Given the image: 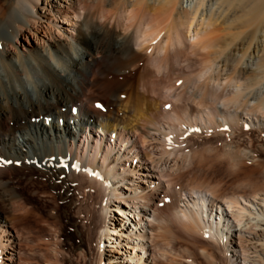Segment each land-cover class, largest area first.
Masks as SVG:
<instances>
[{
  "label": "bare ground",
  "instance_id": "6f19581e",
  "mask_svg": "<svg viewBox=\"0 0 264 264\" xmlns=\"http://www.w3.org/2000/svg\"><path fill=\"white\" fill-rule=\"evenodd\" d=\"M248 121L264 130V0H0V201L21 200L16 180L34 172L105 190L106 264H151L163 180L146 143ZM184 195L176 218L223 243L228 264H264V187Z\"/></svg>",
  "mask_w": 264,
  "mask_h": 264
},
{
  "label": "rangeland",
  "instance_id": "374dc122",
  "mask_svg": "<svg viewBox=\"0 0 264 264\" xmlns=\"http://www.w3.org/2000/svg\"><path fill=\"white\" fill-rule=\"evenodd\" d=\"M177 72L182 73V69L178 67ZM170 135V144L149 140L145 145L163 180L161 195L151 204L158 217L154 222L158 223H153L147 238L150 263L228 264L230 253L223 243L208 238L173 212L182 207L184 192L193 187L212 190L220 201L252 196L263 189L264 130L249 121L211 129L186 123L177 136ZM16 183L21 200L0 201L1 215L10 232L4 239L11 238V248L4 250L7 255L1 254L3 264H106L110 252H101L100 232L105 227L103 204L111 199L105 197V190L84 188L77 182L69 189L53 187L37 172L31 180L23 177ZM242 243L251 252L261 248L250 235ZM11 255L13 259L8 260ZM111 257L118 260L126 256L112 253Z\"/></svg>",
  "mask_w": 264,
  "mask_h": 264
}]
</instances>
